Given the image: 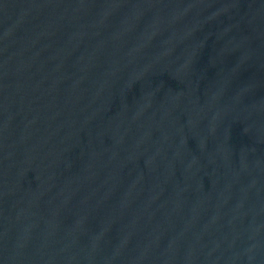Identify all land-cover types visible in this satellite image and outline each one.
I'll return each mask as SVG.
<instances>
[{
	"label": "water",
	"instance_id": "water-1",
	"mask_svg": "<svg viewBox=\"0 0 264 264\" xmlns=\"http://www.w3.org/2000/svg\"><path fill=\"white\" fill-rule=\"evenodd\" d=\"M0 264H264V0H0Z\"/></svg>",
	"mask_w": 264,
	"mask_h": 264
}]
</instances>
